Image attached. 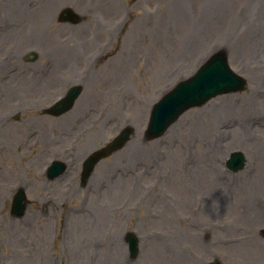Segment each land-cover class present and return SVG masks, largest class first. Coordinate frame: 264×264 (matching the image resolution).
Wrapping results in <instances>:
<instances>
[{"label": "rangeland", "instance_id": "374dc122", "mask_svg": "<svg viewBox=\"0 0 264 264\" xmlns=\"http://www.w3.org/2000/svg\"><path fill=\"white\" fill-rule=\"evenodd\" d=\"M13 1L14 11L6 12L0 0V35L8 33L0 46V84H9L0 90V264H264V0ZM66 7L81 22L59 23ZM76 41L79 51L70 56L66 47ZM221 49L246 88L188 109L161 137L147 138L153 103ZM29 53L35 58L26 59ZM186 59L192 65L179 70ZM46 62L68 70L48 83ZM157 72L163 76L155 81ZM85 73L93 90L79 77ZM31 75L42 81L38 91L12 94L1 105ZM70 85L81 87L74 107L45 115ZM227 101L234 109L221 107ZM215 110L220 116L210 120ZM126 125L134 130L128 147L102 157L82 184L86 156ZM97 132L98 143L87 148ZM232 152L246 159L234 174L225 168ZM53 158L67 170L47 180L44 166ZM200 165L208 175L198 185L193 175ZM209 179L223 183V193ZM21 189L28 206L15 217L10 202ZM241 205L254 219L242 220ZM95 211L102 216L93 227ZM128 232L138 238L135 257L124 240ZM250 238L255 251L245 257ZM230 246L241 249L235 254Z\"/></svg>", "mask_w": 264, "mask_h": 264}, {"label": "bare ground", "instance_id": "6f19581e", "mask_svg": "<svg viewBox=\"0 0 264 264\" xmlns=\"http://www.w3.org/2000/svg\"><path fill=\"white\" fill-rule=\"evenodd\" d=\"M7 1V5H9L8 7H7V9H5V10H7L6 12H13L14 11V7H15V1H13V0H6ZM41 10V9H40ZM46 13H45V15H43L41 18H40V22H39V24L40 25H42V23H46V21H47V15H48V11H45ZM40 13V12H39ZM24 15H26V14H24ZM19 16H21V15H19ZM7 35H8V33H6V34H1L0 35V46H1V44L3 43V40L7 37ZM81 44V42H79V41H76L74 44H73V46H71V45H68L67 47H66V52H69L68 54L70 55V56H75V55H77L76 53L79 51V45ZM58 51H61L62 53H63V50H59L58 49ZM60 53V52H59ZM101 57V56H100ZM188 64H190V66L192 65V61L189 59V61L187 62V59L183 62V64L181 65V67H179V70H184V69H187V67H186V65H188ZM119 65L121 66V63H119ZM50 70H52V69H50ZM62 70L63 71H65V70H68V68L64 65V64H62V65H57V68L56 69H53L52 70V72H51V79L50 80H48L47 82L49 83V82H51L53 79V77H55V76H57V74L59 73V71H61V73H62ZM119 70V73H117V74H125L126 73V70L127 69H123V70H120V69H117L116 70V72ZM86 74V76L85 77H82V76H84V74L83 75H80L79 77L81 78V80H82V82L83 83H85L86 81H88V82H90L89 80L91 79V78H89V73H85ZM55 75V76H54ZM114 75H115V73H114ZM116 76V75H115ZM162 76H163V72H157L155 75H154V80L156 81V80H159V79H161L162 78ZM95 80L97 79V78H94ZM166 79V78H165ZM22 81L19 83V85H18V83L15 85V87L13 88V89H15V90H11V91H8L7 93H8V95H7V98H6V100L5 101H3V102H1V105H4L5 103H7L8 101H9V99H10V97L11 96H13L12 94H15V93H21V92H23L24 94L25 93H29V91H28V89L30 88V90H34V87H36V85H37V83L38 84H40V83H42V81L40 80V79H36V78H30V79H26V78H24V79H21ZM95 80H93V81H95ZM6 84H8L7 82H4L3 84H0V90H1V87L3 86V87H5V85ZM9 85V84H8ZM7 86V85H6ZM32 87H33V89H32ZM88 88H90V89H92L93 90V88L95 87V83H93L92 84V82H90V84L87 86ZM124 87L126 88V85L124 84ZM95 90V89H94ZM34 91H38V90H34ZM108 91H113L110 87H109V90ZM96 93H98V92H96ZM100 94V93H99ZM109 94H112L111 96H112V100L114 101L115 100V98H114V93L113 92H109ZM1 95L2 94H0V97H1ZM101 95V94H100ZM112 102V101H111ZM222 106H226L227 108H229V107H231L232 109H234V104L232 105L229 101H227L226 103H223L222 105H221V107ZM77 107H81V106H79L78 104L76 105V107L75 108H77ZM12 108H5L4 110H11ZM220 110V109H219ZM219 110H215L214 111V114H213V116H212V118L211 117H209V119L210 120H212L213 118H219L218 116H220V112H219ZM230 109H226L225 111H229ZM6 117V116H5ZM4 117V118H5ZM1 122H3V118H2V120H1ZM60 124V122H56L55 121V123H53V125L54 126H52V128H56L58 125ZM42 138H43V140L45 141L46 140V135H42ZM97 139H99V135H98V132H97V134H96V136L95 137H91V140L89 141V142H87V148H91V147H93V146H91V144L93 145L94 143L95 144H97L98 143V141H96ZM48 142V140H46V142L45 143H47ZM94 144V145H95ZM46 147H48V146H45V147H43V146H41V150L42 151H44L45 150V148ZM126 147H128V144L124 147V148H126ZM48 149V148H47ZM127 151H128V149H126ZM126 150H125V152H126ZM150 150L151 149H149L148 151H147V153L149 154V152H150ZM80 151V150H79ZM211 158H212V154L211 155H209V160H211ZM201 166V165H200ZM207 175H208V171H206V170H204L203 168H202V166H201V168H199V171L197 172V173H195L194 175H193V180H194V182L196 183V184H198V185H200L201 183H203V180L204 179H206V177H207ZM208 183H209V186L210 187H212L213 189H217V191H220L221 193H223V191H224V184L223 183H214L212 180H208ZM46 185V184H45ZM173 187H175L174 185H172ZM78 191V190H77ZM219 192V193H220ZM220 193V194H221ZM222 198V194H221V196L218 198V199H221ZM216 200V199H215ZM161 202V201H160ZM162 203L163 204H167L166 203V201H162ZM243 204H245V202L243 201L242 202ZM242 206V205H241ZM245 206H242L241 208H239V211H240V214H241V216L240 217H242L243 219L242 220H244V221H248V220H252V219H254V218H252V216L253 215H248L247 214V212L250 210V209H246L245 210V208H244ZM99 216H102V213L100 212V211H95V216H94V222H93V227H95L96 226V224L97 223H99ZM75 225V223H73L72 224V227ZM92 227V228H93ZM187 232V231H186ZM205 240V242L207 241V239H203V241ZM251 240H253V238H250L249 239V241H247V243H245L246 244V246H247V248H245V247H243L242 248V253H245V254H242V255H244L245 257H247V256H250L251 255V253L252 252H254L255 251V248H253V242L251 241ZM248 245H250V247H248ZM206 247H207V243H206ZM245 248V249H244ZM229 249H231L232 250V252L233 253H237L238 251H240V249H241V247L240 248H236V247H234V246H230L229 247ZM257 250V249H256ZM81 251H82V248L79 246V248L77 247L76 248V252H79L80 253V256H79V258L81 257ZM116 263V262H115Z\"/></svg>", "mask_w": 264, "mask_h": 264}, {"label": "water", "instance_id": "95a60500", "mask_svg": "<svg viewBox=\"0 0 264 264\" xmlns=\"http://www.w3.org/2000/svg\"><path fill=\"white\" fill-rule=\"evenodd\" d=\"M217 60H219V61H221V62H223V63H225V57H224V55H222V54H215L212 58H211V60L208 62L209 64L211 63H213V62H215V61H217ZM225 77H222L221 79H224ZM235 80H236V78H235ZM237 82H239V83H230V82H225V83H218V84H216V83H212V85H214V86H218V87H216V89H220V88H222L221 90H222V92H225V91H230V90H241L242 88H243V86H244V82L241 80V79H239V80H237ZM182 87V85H180L177 89H176V91L178 92L179 91V89ZM75 92H70V95L62 102V104L60 105V106H58V108H57V110L55 111V114L56 115H58V114H60V113H62L63 111H65V110H67L69 107H70V105H71V103H72V99L74 98V96H75ZM170 95V94H169ZM168 95V96H169ZM168 96H166V98L168 97ZM208 97V96H207ZM206 100V98H203V100L200 102V103H202V102H204ZM200 103H198V104H200ZM168 106V107H167ZM156 107H157V105H156ZM155 107V108H156ZM163 107V105H160V106H158V109H160V108H162ZM188 107V106H187ZM166 110H169V111H171L172 109H173V105L172 104H167L166 105ZM186 107L185 106H182L181 108H180V111L179 110H176V112L175 113H173V118L172 117H170V118H167L164 122H162L161 123V127H164L165 125H168L174 118H176V116L178 115V113H180L181 111H183L184 109H185ZM165 111V110H164ZM166 112V111H165ZM166 127V126H165ZM162 131H163V129H159V130H157V131H155L154 132V130H153V127H152V124H150V127H149V134H150V137H155V136H157V135H160L161 133H162ZM129 130H127L123 135H122V137L121 138H119L116 142H115V144L113 145V147L111 146V150H116V149H118L119 147H121L122 146V144L125 142V140L127 139V137H128V134H129ZM100 157V155H98V154H96V155H94L92 158H91V160L85 165V175H87L90 171H91V169H92V167H93V165L95 164V162L98 160V158ZM22 209H23V207H22Z\"/></svg>", "mask_w": 264, "mask_h": 264}]
</instances>
